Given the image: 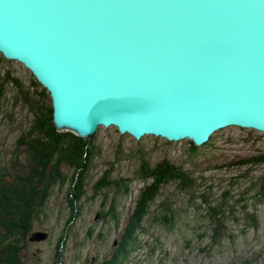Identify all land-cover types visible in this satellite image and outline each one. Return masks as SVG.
<instances>
[{
  "label": "water",
  "instance_id": "95a60500",
  "mask_svg": "<svg viewBox=\"0 0 264 264\" xmlns=\"http://www.w3.org/2000/svg\"><path fill=\"white\" fill-rule=\"evenodd\" d=\"M0 53L48 91L57 130L88 140L264 133V0H0Z\"/></svg>",
  "mask_w": 264,
  "mask_h": 264
},
{
  "label": "rangeland",
  "instance_id": "374dc122",
  "mask_svg": "<svg viewBox=\"0 0 264 264\" xmlns=\"http://www.w3.org/2000/svg\"><path fill=\"white\" fill-rule=\"evenodd\" d=\"M6 70L31 91V72L0 53V76ZM20 96L6 83L0 99V165L9 175L25 169L21 144L32 119ZM91 139L95 153L80 182L83 194L76 199V216L62 246L57 244L72 213L70 177L75 171L65 164L60 170L66 179L51 187L29 232L47 236L26 241L20 249L22 264H103L114 253L143 187L141 164L151 167L162 159L179 166L193 182L184 186L172 181L160 188L124 264H264V163L243 165L264 153V133L228 126L195 149L188 139H135L114 126H99ZM124 179L132 180L128 194L121 192ZM214 209L222 223L215 237Z\"/></svg>",
  "mask_w": 264,
  "mask_h": 264
},
{
  "label": "trees",
  "instance_id": "16d2710c",
  "mask_svg": "<svg viewBox=\"0 0 264 264\" xmlns=\"http://www.w3.org/2000/svg\"><path fill=\"white\" fill-rule=\"evenodd\" d=\"M6 83H10L20 92L21 101L32 116L27 139L21 144L25 152V169L18 174L9 175L5 166L0 165V264H22L20 249L26 244L32 222L43 202L49 197L51 187L62 184L66 179L60 170L61 165L65 164L75 171L70 177V190L74 189L73 198L70 199L72 213L57 244L62 246L67 227L76 216V199L83 194L80 182L85 177L88 162L95 153V143L93 139L88 140L72 132L56 129L49 93L35 78L34 85L39 90L33 88L34 85L29 87L31 91L24 90L20 79L6 70L0 76V99ZM188 141L191 148L195 149L196 145L191 140ZM250 163H264V153L248 159L243 165ZM140 167L139 180L143 187L114 253L103 264H124L130 251L135 249V238L142 228L147 207L163 185L178 181L184 186H190L193 182L187 173L167 159H162L151 167L143 162ZM131 181L124 179L121 182L123 194L129 193ZM261 185H264V178ZM117 186L119 188V183ZM262 193L264 194V189ZM69 194L72 195V192ZM213 211L212 235L215 237L219 234L222 223L220 212L215 209Z\"/></svg>",
  "mask_w": 264,
  "mask_h": 264
}]
</instances>
